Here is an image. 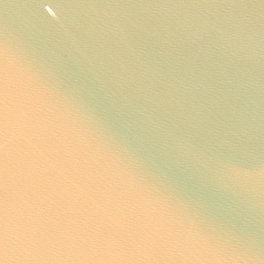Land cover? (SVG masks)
<instances>
[{
  "label": "snow or ice",
  "instance_id": "snow-or-ice-1",
  "mask_svg": "<svg viewBox=\"0 0 264 264\" xmlns=\"http://www.w3.org/2000/svg\"><path fill=\"white\" fill-rule=\"evenodd\" d=\"M94 7L64 25V55L145 131L198 159L250 226L209 216L193 230L150 203L64 124L0 40V264H264V101L259 127L238 103L257 26L264 70V0L259 18L255 4L222 0ZM149 11L172 15H116Z\"/></svg>",
  "mask_w": 264,
  "mask_h": 264
},
{
  "label": "water",
  "instance_id": "water-1",
  "mask_svg": "<svg viewBox=\"0 0 264 264\" xmlns=\"http://www.w3.org/2000/svg\"><path fill=\"white\" fill-rule=\"evenodd\" d=\"M71 2L80 5V10L68 9L69 0H0V40L4 42L8 59L32 81L64 124L150 203L193 230L207 227L209 216L234 229H247L250 217L244 204L210 176L198 159L174 142L145 131L139 121L115 103L106 89L100 90L86 69L64 55L67 51L64 25L73 17L100 14L94 12L96 5L186 3L188 0ZM222 2L255 4V16H260V0ZM116 15L138 17L172 13L120 12ZM252 41L250 59L242 67L238 103L248 109L259 127L264 70L258 26Z\"/></svg>",
  "mask_w": 264,
  "mask_h": 264
}]
</instances>
